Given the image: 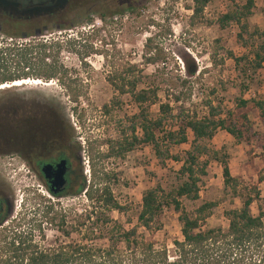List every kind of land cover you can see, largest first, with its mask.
Instances as JSON below:
<instances>
[{
    "label": "rangeland",
    "instance_id": "rangeland-1",
    "mask_svg": "<svg viewBox=\"0 0 264 264\" xmlns=\"http://www.w3.org/2000/svg\"><path fill=\"white\" fill-rule=\"evenodd\" d=\"M105 1L108 5L109 0ZM113 1L124 2L122 12L100 19L98 16L105 12L101 9L104 8V0H71L59 17L43 24V29L40 25L30 27L0 18V45L9 43L10 40L24 42L29 39H41L39 37H45V41H60L58 58L67 71V77L76 81L73 87L79 94L76 105L69 103L65 91L55 81L46 84L38 81L39 84H35L34 81L26 80L18 86H14V83L3 85L0 88V97L2 93L22 92L33 100L46 103L55 123L64 131L65 137L69 138L71 151L76 154L81 177L85 180L88 179V173L83 172L81 165L82 158L86 160L81 152L83 140L98 139L104 143L116 139L118 132L124 130L125 120L136 113L129 97L117 96L107 84L106 78L119 75L127 67L133 66L136 68L133 77L139 81L137 90L156 89L160 103L170 101L174 112L180 107L183 116L194 113L197 117L205 115L206 102H210L212 106L219 104L222 111H230L233 109L234 100L252 99L251 96H256L261 86H264V65L251 78L252 82L247 84V80L240 76L243 63L236 68L232 62V58L247 56L249 47L255 46L256 41L253 40L252 43L246 40L248 47L243 49L235 39L237 27L229 25L224 30H219L216 25V20L221 15L233 10V5L240 6L243 0H234L233 4L225 0L213 1L204 8L202 19L193 27L188 22L191 14V4L188 0ZM246 22L249 33L253 30L264 32V0H254L251 15ZM58 27H64V30H59ZM35 28L38 31L35 32ZM7 34L19 35L20 38L9 37ZM28 35L33 38L26 39ZM70 39L75 42L64 43ZM147 39L151 40L152 47L158 49L159 59L153 65H145L142 58L143 45ZM89 49L92 52L84 59L83 65H80L72 51L83 54ZM193 70L194 76L189 77L187 73ZM199 71H203V74L197 75ZM248 75L245 71V76ZM241 83L247 91L241 90ZM261 91L264 92V87ZM172 97H179L176 105L171 102ZM258 97L264 98L261 95ZM111 101H115L116 105H110ZM103 105L111 107L108 114L102 113ZM73 108L76 109V115L72 114ZM236 113L239 114L240 111ZM149 114L151 119L156 118L157 105L150 108ZM75 116L80 117L79 122L75 120ZM247 118L255 135L252 140L254 149L250 155H247L248 147L236 144L222 132H217L207 145L210 149H222L228 156L229 173L232 178L238 180L241 195L246 194L251 187L256 189L259 200L253 202L249 208L251 215L256 216L257 207L264 212V151L258 148L260 145L264 146V125L252 110L247 111ZM186 137L187 143L174 148L171 151L173 155H181L188 149L191 140L189 132H186ZM100 150L105 149L101 147ZM102 166L116 175V181L108 184L109 189L120 207L126 208V213H112L111 219L123 229L135 225L134 218L144 191L156 186L168 191L177 183L174 172L178 165L166 162L164 168H160L148 147L136 149L121 161L107 160ZM10 176L5 178V181L12 186L15 194L9 221L16 222L22 214L32 209L53 207L54 211H59L62 215L66 230L71 231L92 207L83 192L61 199L50 197L34 178L28 184L32 188L27 194L17 192L19 188L15 185V177ZM249 193L252 195V192ZM241 202L240 197L232 199L228 192L223 191L220 168L216 163L209 161L206 178L199 185L198 199L195 202L182 199L180 205L191 216L200 205L214 203L215 207L205 221L204 228L225 230L223 212L239 209ZM176 219L177 214L171 209H163L158 232L148 238L143 231H138L155 246L164 247L170 260L173 256L171 242L180 238ZM90 221L85 223V226L90 224ZM56 222L53 225H41L43 247L82 241L80 234L76 233H71L67 239L62 237L56 231ZM88 237L85 243L106 246L103 240L87 242L96 239V234Z\"/></svg>",
    "mask_w": 264,
    "mask_h": 264
},
{
    "label": "trees",
    "instance_id": "trees-1",
    "mask_svg": "<svg viewBox=\"0 0 264 264\" xmlns=\"http://www.w3.org/2000/svg\"><path fill=\"white\" fill-rule=\"evenodd\" d=\"M188 1L191 4L188 22L193 27L202 19L204 8L215 0ZM225 1L229 4L234 2ZM105 2L104 0V8H101L105 12L98 16L100 19L122 12L124 2L114 3L109 0L108 5ZM233 6V10L227 11L216 20V25L219 30H224L229 25L237 27L235 39L243 49L248 47L246 40L252 43L253 40L256 41L255 46L249 47L247 56L232 58L236 68L243 63L240 76L250 84L251 78L264 65V32L253 30L249 33L247 29L246 21L251 15L254 0H243L240 6ZM118 8L120 9L116 10ZM58 29L64 30V27ZM7 36L20 38L19 35ZM25 38L33 36L28 35ZM59 42L29 39L24 42L10 40L9 43H2L0 86L25 80L44 84L55 81L65 91L69 103L76 105L79 96L73 89L76 81L67 77V71L59 61ZM74 42L72 39L64 41L65 44ZM143 49L144 64H155L159 59L158 49L152 47L150 39L145 41ZM90 52L91 49L83 54L72 51L80 65H83ZM135 69L130 66L119 75L106 78L107 84L117 96L127 95L136 109V113L125 120L124 130L118 132L116 139L104 143L98 139L83 140L81 152L87 162L88 179L81 177V168L78 165L79 185L76 194L83 192L86 201L92 206L90 211L71 231L66 230L62 215L59 211H54L53 207L32 209L22 214L16 222L9 221L6 214L0 213V264H264V212L257 207V215L252 216L249 209L253 202H258V193L251 187L246 194L241 195L238 180L230 176L228 156L222 149H210L207 145L216 132H222L236 144L248 147L247 155H250L254 149L252 140L255 135L251 131L247 111H254L264 125V98L254 96L247 101L236 99L230 111H222L219 104L212 106L210 102H206L205 115L197 117L191 113L190 116H183L180 107L174 112L170 101L160 103L156 89L137 90L139 81L133 77ZM245 71L249 73L248 77L245 76ZM202 72L199 71L197 75L203 74ZM194 73L195 70L187 74L192 77ZM240 85L242 91H247L243 83ZM179 100V97H172L171 102L176 105ZM110 105H116L115 101H111ZM156 105L157 116L151 119L149 110ZM101 109L102 113L108 114L111 107L103 105ZM71 111L76 115L75 108ZM238 111L239 114L236 113ZM75 118L79 122L80 117ZM186 132L191 136L188 149L181 155H173L171 151L174 148L187 143ZM101 147L105 150L101 151ZM143 147L151 150L160 168H164L166 162L178 165L174 172L177 183L168 191L159 186L144 191L134 218L135 225L123 229L111 219L112 213H126V208L120 207L109 189L108 184L116 181V175L106 171L102 164L110 159L121 161L127 154ZM258 148L264 151L263 145ZM209 161L216 163L220 168L223 191L228 192L232 199L240 197L242 201L239 209L223 212L225 230L204 228L205 221L215 207L214 203L200 205L191 216L180 205L182 199L191 202L198 199L199 185L206 178ZM249 192H252V195ZM163 209H171L177 214L176 221L179 225L180 238L171 242V260L164 247L155 246L150 239L138 232L143 231L148 238L158 232ZM89 220L90 224L85 226ZM55 222L56 231L62 237L67 239L71 233H76L80 234L82 241L43 247L41 225H53ZM92 234H96V239L87 242L103 240L106 246L85 243Z\"/></svg>",
    "mask_w": 264,
    "mask_h": 264
},
{
    "label": "flooded vegetation",
    "instance_id": "flooded-vegetation-1",
    "mask_svg": "<svg viewBox=\"0 0 264 264\" xmlns=\"http://www.w3.org/2000/svg\"><path fill=\"white\" fill-rule=\"evenodd\" d=\"M6 1L17 7H0V18L30 27L40 25L41 29L44 23L59 17L65 10L42 16L36 11L51 7L56 0L53 4L51 0ZM27 96L22 92H9L0 97V213L6 215L14 207L15 194L5 181L9 175L15 177L17 192L27 194L32 188L28 184L34 178L47 195L56 199L74 196L79 185L77 158L71 151L69 138L55 123L47 104ZM60 163L64 164L63 184L51 190V175ZM46 166L51 168L47 178L42 173Z\"/></svg>",
    "mask_w": 264,
    "mask_h": 264
},
{
    "label": "water",
    "instance_id": "water-1",
    "mask_svg": "<svg viewBox=\"0 0 264 264\" xmlns=\"http://www.w3.org/2000/svg\"><path fill=\"white\" fill-rule=\"evenodd\" d=\"M67 1L68 0H56V3L54 5H52L51 7L48 8H42L36 11V14L38 15H50V14H54L55 12H62L66 6H67ZM51 4H53V0L50 1ZM8 6H11L12 8H16L17 6L14 4H10L8 3L6 0H0V7L5 9ZM64 168V164L60 163L57 166H55V170L53 171V174L51 175L52 177V182H50L51 184V190L52 187H61L63 184V171ZM51 171V168L49 166H46L43 170L42 173L44 174V176L46 177V175ZM47 178V177H46ZM10 215V212L7 213V216Z\"/></svg>",
    "mask_w": 264,
    "mask_h": 264
},
{
    "label": "built area",
    "instance_id": "built-area-1",
    "mask_svg": "<svg viewBox=\"0 0 264 264\" xmlns=\"http://www.w3.org/2000/svg\"><path fill=\"white\" fill-rule=\"evenodd\" d=\"M58 34V33H57ZM39 38H43L42 39V41H45L46 40V38L45 37H39ZM251 98H253V96H251ZM82 146H83V143H82ZM81 165L83 166V172L84 173H88V167H87V162H86V160H84L83 158H82V160H81Z\"/></svg>",
    "mask_w": 264,
    "mask_h": 264
},
{
    "label": "bare ground",
    "instance_id": "bare-ground-1",
    "mask_svg": "<svg viewBox=\"0 0 264 264\" xmlns=\"http://www.w3.org/2000/svg\"><path fill=\"white\" fill-rule=\"evenodd\" d=\"M25 82H26V80L25 81H19V82L14 83L13 85L18 86L19 84H23ZM34 82H35V84H39L38 81H34ZM0 88H2V86H0Z\"/></svg>",
    "mask_w": 264,
    "mask_h": 264
},
{
    "label": "crops",
    "instance_id": "crops-1",
    "mask_svg": "<svg viewBox=\"0 0 264 264\" xmlns=\"http://www.w3.org/2000/svg\"><path fill=\"white\" fill-rule=\"evenodd\" d=\"M263 87H264V86H261V88H260V89H261V90H263ZM261 90H260V92L256 93V96H259V95H261V96H263V97H264V92H263V91H261ZM216 133H217V132H216ZM216 133H215V134H216ZM213 137H214V136H213ZM214 150H218V149H214Z\"/></svg>",
    "mask_w": 264,
    "mask_h": 264
}]
</instances>
